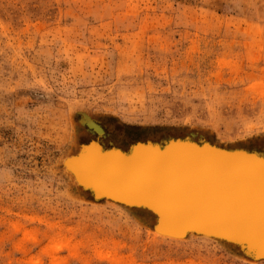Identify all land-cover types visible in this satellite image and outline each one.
<instances>
[{
    "label": "rangeland",
    "instance_id": "1",
    "mask_svg": "<svg viewBox=\"0 0 264 264\" xmlns=\"http://www.w3.org/2000/svg\"><path fill=\"white\" fill-rule=\"evenodd\" d=\"M87 119L264 151V0H0V264H253L89 202L64 165Z\"/></svg>",
    "mask_w": 264,
    "mask_h": 264
},
{
    "label": "water",
    "instance_id": "2",
    "mask_svg": "<svg viewBox=\"0 0 264 264\" xmlns=\"http://www.w3.org/2000/svg\"><path fill=\"white\" fill-rule=\"evenodd\" d=\"M85 124L98 139L83 144L67 161L81 156L92 143L102 147V159L82 164L84 184L96 191L92 200L101 194L117 198L155 219L159 216L154 212L158 213L162 224L178 231L202 230L224 238L227 241L221 242L235 246L251 262L264 259V172L259 168L264 151L227 148L194 132L145 140L142 145L136 142L128 148L107 146L100 140L105 129L89 119ZM110 148L123 155L114 152L108 157Z\"/></svg>",
    "mask_w": 264,
    "mask_h": 264
},
{
    "label": "bare ground",
    "instance_id": "3",
    "mask_svg": "<svg viewBox=\"0 0 264 264\" xmlns=\"http://www.w3.org/2000/svg\"><path fill=\"white\" fill-rule=\"evenodd\" d=\"M85 117H83V118H85ZM137 142L139 143V145H142L144 143L143 141H140V142L137 141ZM135 144H137V143L135 142ZM145 145H147V144H145ZM108 146H112V145H108ZM148 146H150L151 148L153 147L156 149H160L158 146H154L153 144H148ZM90 147L92 148V150L90 151L91 153L89 155H87L86 159L78 161V158L84 156V154H86V151H88V149H90ZM109 150H111L110 151L111 153L108 155V157H112L113 156L112 153H114V152L122 153V155H123V152L120 149L117 150L115 148H110ZM103 155H104V152L102 150V147L97 143H92L89 146L83 148V152H82L81 156H78L75 159L67 161L64 163L65 168L67 170V173H69L71 175V177L74 180V183H76V185L78 186V188H80L82 193H84L86 195H89V196L93 195L94 193H96V191L92 186L84 184L81 175L85 169H84V167L82 168V164H83V162H86V161L91 163V164H95L96 160H98V159L100 160L104 157ZM103 164L107 165V163H103ZM259 168L261 169L262 172H264V164L263 163H261V165H259ZM96 199L97 200L90 199V201L89 200L88 201L93 203V204L108 203V204H111L112 206H115L118 208H123V209L131 211V212H132V210H137V209L129 208L130 206H128V205H122V202L119 199L112 198L110 196H106L105 194H101V195L97 196ZM154 213L159 216V218H158L159 220L156 219V222H155L156 225L150 224L152 226V230H151L150 234H152L155 239H159V240H163V241H174V242H183V241L188 240L189 238H195V239L201 238L204 240L213 241V242H217V243H222L221 242L222 240L227 241L224 238H219L218 236H214V234H211L209 232H204L202 230L198 231V232H195V231L188 232L187 230L186 231H178L175 228H172L171 226H167V224H162L161 223L162 222L161 216L156 212H154ZM150 215H152V214H150ZM249 247L252 249L253 252L257 251V254H258V250H256V247L254 245H251ZM242 259L246 262L253 263V264L264 262V259L259 260V261H253V262H251L245 258H242Z\"/></svg>",
    "mask_w": 264,
    "mask_h": 264
}]
</instances>
